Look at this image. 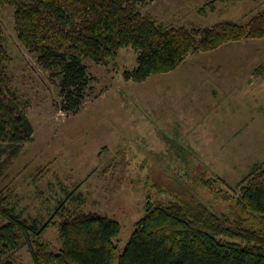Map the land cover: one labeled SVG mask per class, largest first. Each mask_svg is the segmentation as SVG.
<instances>
[{
  "label": "rangeland",
  "instance_id": "1",
  "mask_svg": "<svg viewBox=\"0 0 264 264\" xmlns=\"http://www.w3.org/2000/svg\"><path fill=\"white\" fill-rule=\"evenodd\" d=\"M209 1L213 0H140L138 7L142 14L174 27L197 28L225 20L246 26L264 8V0H214L213 9L201 10ZM0 30L10 58L6 70L10 88L27 101L25 112L33 126V140L24 143L3 170L11 151L0 146V192L8 194L22 216L38 218L40 225L48 222L41 240L52 249L60 245L57 225L69 211L96 212L120 221L118 253L147 203L199 200L231 214L233 197L217 198L218 190L203 187L195 177L203 172L204 178L219 176L233 186L256 164L264 167V71L260 68L264 37H243L185 57L184 67L207 68L208 76L203 73L214 79L218 93L213 101L205 100L213 104L208 114L197 116V137L188 140L194 143L191 154L177 156L176 144L170 143L172 148L152 151L166 167L161 171L142 164L148 153L139 140L143 133L122 131L117 121L130 119L136 124V117L146 113L145 90L167 72L145 82L126 81L124 71L136 66L130 48H122L109 65L85 58L91 89L78 111L66 113L57 107L59 78L52 79L18 40L13 7L0 6ZM180 157L190 162H180ZM214 187L225 190L223 184ZM14 258L16 264H33L27 246ZM111 264H117V258Z\"/></svg>",
  "mask_w": 264,
  "mask_h": 264
},
{
  "label": "trees",
  "instance_id": "2",
  "mask_svg": "<svg viewBox=\"0 0 264 264\" xmlns=\"http://www.w3.org/2000/svg\"><path fill=\"white\" fill-rule=\"evenodd\" d=\"M140 0H0L14 8L17 38L49 76L59 78L60 111L74 113L91 89L84 59L109 65L122 48L135 54L136 66L124 79L143 81L175 69L190 53L208 51L243 37H264V8L248 24L225 20L210 27H174L142 14ZM210 5V6H209ZM214 8V0L205 7ZM10 58L0 30V146L10 148L2 169L33 140L27 101L10 88ZM264 71V64L260 67ZM259 68V70H260ZM4 147V146H3ZM3 153V152H2ZM195 177L219 199L233 197L232 213L199 200L146 204L122 250L121 223L96 212L69 211L57 225L60 245L41 240L48 222L16 212L0 192V264H16L27 246L33 264H264V167L256 164L235 185L219 176ZM193 180V182L195 181ZM224 185L225 190L215 189ZM61 208L63 204H60Z\"/></svg>",
  "mask_w": 264,
  "mask_h": 264
},
{
  "label": "crops",
  "instance_id": "3",
  "mask_svg": "<svg viewBox=\"0 0 264 264\" xmlns=\"http://www.w3.org/2000/svg\"><path fill=\"white\" fill-rule=\"evenodd\" d=\"M185 63H188L186 59L182 65L161 74L162 76H159L160 79L157 82L149 84L153 86H148L143 94V105L147 107L146 113L142 117H136V124L130 119L117 121L122 131H129L130 134L143 133L142 136H139L141 137L139 140L144 142L148 153L142 164L149 163L155 170H166V167L162 166V162L157 160L156 153H152L155 149L164 150L172 148L170 144H176L175 153L177 156L192 153L194 143L191 144L188 140L193 141L197 137L195 135L196 126L199 124L197 116L203 112L208 114L213 104L208 105L205 100L213 101L218 93L214 79L207 77L206 67V69L197 66L184 67ZM203 72L207 74L206 77ZM153 75L144 79V82L152 79ZM201 77L206 78L205 82L200 81ZM209 80L212 82L210 83ZM203 88L205 93H201ZM163 134H166L167 137ZM157 142H159V147ZM178 160L190 162L181 157Z\"/></svg>",
  "mask_w": 264,
  "mask_h": 264
}]
</instances>
